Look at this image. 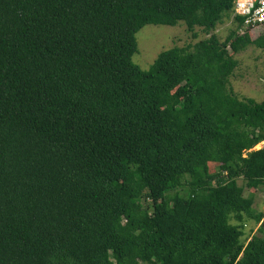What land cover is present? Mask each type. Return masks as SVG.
Segmentation results:
<instances>
[{"label":"trees","instance_id":"obj_1","mask_svg":"<svg viewBox=\"0 0 264 264\" xmlns=\"http://www.w3.org/2000/svg\"><path fill=\"white\" fill-rule=\"evenodd\" d=\"M235 1L0 0V264H264V101L229 87L264 24ZM180 22L210 37L133 62Z\"/></svg>","mask_w":264,"mask_h":264},{"label":"rangeland","instance_id":"obj_2","mask_svg":"<svg viewBox=\"0 0 264 264\" xmlns=\"http://www.w3.org/2000/svg\"><path fill=\"white\" fill-rule=\"evenodd\" d=\"M233 13L225 17L224 22L219 24L214 32L218 38L224 42L230 33L236 28ZM210 37L208 32L202 28H195L190 31L184 22L176 26H156L147 25L137 35L138 51L133 57V62L142 70H150L155 64L159 55L174 47L191 48L200 41ZM239 65L230 78V89L241 100L253 99L257 103L264 101V50L255 46H250L243 52L235 55ZM259 150V149H255ZM244 185L242 180L239 181ZM185 190L180 191L184 194ZM176 191H171L170 196H174ZM251 191L245 190V196L250 197ZM253 212H264V190L258 189L255 196ZM233 220L232 224H235ZM245 238L252 232L259 236L260 225L254 219L245 217L244 223ZM244 238V239H245Z\"/></svg>","mask_w":264,"mask_h":264},{"label":"built area","instance_id":"obj_3","mask_svg":"<svg viewBox=\"0 0 264 264\" xmlns=\"http://www.w3.org/2000/svg\"><path fill=\"white\" fill-rule=\"evenodd\" d=\"M233 13L244 20V27L264 24V0H236ZM263 147L264 142L253 150Z\"/></svg>","mask_w":264,"mask_h":264}]
</instances>
